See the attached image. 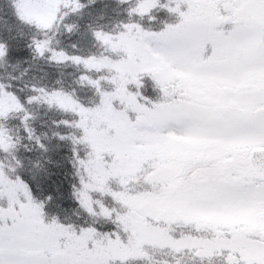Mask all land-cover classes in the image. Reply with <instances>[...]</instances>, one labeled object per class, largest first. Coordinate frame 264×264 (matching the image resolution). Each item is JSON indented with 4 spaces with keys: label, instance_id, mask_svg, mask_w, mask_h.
Wrapping results in <instances>:
<instances>
[{
    "label": "snow or ice",
    "instance_id": "6c2138e0",
    "mask_svg": "<svg viewBox=\"0 0 264 264\" xmlns=\"http://www.w3.org/2000/svg\"><path fill=\"white\" fill-rule=\"evenodd\" d=\"M83 7L12 3L40 32L53 31L62 8ZM127 15L119 31H91L100 56L32 41L35 56L83 69L77 84L97 97L92 106L75 90L33 86L22 99L0 84V122L23 113L30 140L27 105L72 117L57 127L75 132L54 135L71 143V197L91 219L47 218L52 197L37 200L0 165V264H152L148 250L190 264H264V0H134ZM16 143L0 123V153Z\"/></svg>",
    "mask_w": 264,
    "mask_h": 264
},
{
    "label": "trees",
    "instance_id": "16d2710c",
    "mask_svg": "<svg viewBox=\"0 0 264 264\" xmlns=\"http://www.w3.org/2000/svg\"><path fill=\"white\" fill-rule=\"evenodd\" d=\"M12 3L13 0H0V43L7 48L6 58L0 61V84L10 85L8 90L22 99L32 95L30 90L35 86L48 90L63 89L66 92L75 90L76 97L82 103L88 106L95 104L97 97L93 92L77 84L83 69L71 63L50 64L46 58L35 56L32 41L50 39L51 47L63 50L68 55L100 56L103 49L92 39L91 31H119L121 23L129 22L127 10L134 6V0L125 4L120 3V0H80L85 7L77 13L62 8L61 15L65 12L68 14L50 32L37 31L18 21ZM159 20L157 16L152 27ZM143 23L149 26L147 21ZM66 26H72V31H66ZM142 91L145 95L153 94L147 81ZM26 109L31 116L27 121L33 134L31 140L20 124L23 113L13 114L6 122H0L4 123L12 139L17 141L10 153H0V165L8 175H20L31 186L37 200L52 197L44 209L47 218L56 215L61 220L67 217V222L76 225L91 223L90 218L80 213L71 197V186L76 183L71 143L61 141L54 135L73 134L75 130L72 128L63 125L57 127L61 120H71L72 117L43 104L27 105ZM37 139L43 148L37 146ZM146 255L152 264H177L178 259L179 264H190L187 257H173L166 251L148 250Z\"/></svg>",
    "mask_w": 264,
    "mask_h": 264
}]
</instances>
